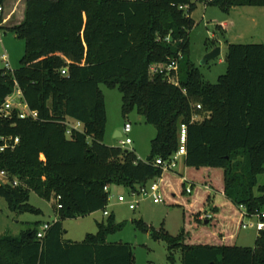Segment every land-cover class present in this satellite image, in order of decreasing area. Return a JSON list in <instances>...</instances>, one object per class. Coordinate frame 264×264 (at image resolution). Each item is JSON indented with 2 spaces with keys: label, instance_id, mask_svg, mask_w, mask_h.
<instances>
[{
  "label": "trees",
  "instance_id": "16d2710c",
  "mask_svg": "<svg viewBox=\"0 0 264 264\" xmlns=\"http://www.w3.org/2000/svg\"><path fill=\"white\" fill-rule=\"evenodd\" d=\"M197 3L223 11L264 6V0H25L22 22L7 28L24 40V54L17 69H0V106L17 88L37 118L21 119L17 110L0 116V137L19 139L0 151V171L8 178L0 197L11 211L38 213L28 202L32 191L54 200L56 219L42 238L38 222L17 237L0 235V264H133L129 245L106 242L124 226L113 214L80 242L63 239L62 221L105 211L110 185L136 191L157 177L165 204L181 207L186 223L205 233L196 243L185 226L163 236L169 251L180 249L181 264H264V230L253 247L237 246L240 207L247 217L264 213V182L258 181L264 174V44H228L225 73L215 84L204 82L188 55ZM173 61L176 70L151 71ZM100 84L118 89L124 116L136 110L154 126L146 159L104 144ZM68 120L79 121L81 130L67 135ZM182 125L185 174L176 179L155 159L167 161L179 150ZM194 172L206 174L197 179L203 190L194 187ZM207 212L210 218L200 220ZM136 226L147 231L142 221Z\"/></svg>",
  "mask_w": 264,
  "mask_h": 264
},
{
  "label": "rangeland",
  "instance_id": "374dc122",
  "mask_svg": "<svg viewBox=\"0 0 264 264\" xmlns=\"http://www.w3.org/2000/svg\"><path fill=\"white\" fill-rule=\"evenodd\" d=\"M11 1L6 0L2 13L6 14L9 11V7H12ZM20 11V7L15 6L14 22L19 19ZM190 17L194 21V26L188 33V55L206 83L215 84L218 77L225 73L224 57L228 44H264V6H237L223 11L217 5L197 3L191 11ZM215 47L220 48V54L203 63L204 55ZM3 54L7 55L10 69H17L24 54V40L18 38L9 29L0 28V69L5 68V63L2 60ZM99 89L104 98L106 110L104 144L121 147L119 140L129 138L131 144L125 145L122 149L134 152L139 159H146L150 152V141L156 134L154 126L147 124L143 115L136 110L125 116L122 114L121 93L116 87L111 88L100 84ZM126 122L131 125L129 132L123 130ZM116 131L123 133V136L114 137ZM184 168V158L179 156L176 167L165 173L176 179H184ZM192 174L196 177L194 187L203 190L204 186L197 179L206 174L202 172ZM217 174L218 171L211 172L215 182L218 181ZM4 181V179H0V184ZM258 181L259 183L264 182V174L258 177ZM190 184L187 182L186 187ZM108 189L109 198L106 211L108 214H113L116 223L123 222L124 226L121 230L109 234L106 237V242L129 245L134 256L133 264H181L180 249L173 248L169 251L168 242L163 236H176L182 226L190 230V243H196V240L205 235L201 227L193 229L186 223L183 209L179 206H169L165 204L164 200L154 204L144 195H132L121 185H110ZM28 195L29 204L38 210V213L11 211L5 199L0 197V235L17 237L21 231L27 228L28 224L38 222L41 227L55 217L54 200L42 199L32 191ZM119 196H123L124 201H119ZM184 196L189 197L190 195L185 194ZM130 201L135 202L134 209L128 207ZM206 214L210 218V213ZM106 219L107 215H104L102 210L84 217L64 219L62 221L65 231L63 239L80 242L87 234H95L97 223L105 222ZM199 219L205 218L202 215ZM254 220V217L243 216L242 218L243 223ZM140 221L146 226L147 231L141 226H136V222ZM207 228L212 232V227L207 226ZM256 237L255 228H240L237 235V246L253 247ZM170 255H172V260L168 258Z\"/></svg>",
  "mask_w": 264,
  "mask_h": 264
},
{
  "label": "built area",
  "instance_id": "2783aa9c",
  "mask_svg": "<svg viewBox=\"0 0 264 264\" xmlns=\"http://www.w3.org/2000/svg\"><path fill=\"white\" fill-rule=\"evenodd\" d=\"M2 12V7L0 6V15ZM2 60L5 63V68L6 69H10L9 66V62H8V58L6 54L2 55ZM176 61L171 62V64H169L168 66H164V65H160V64H155L151 66V71L152 72H156L157 70L161 71V70H166V71H170V70H176ZM66 73V68L61 69V74H65ZM169 80L173 83H177V80L175 77H170ZM197 108H199V106H197ZM14 110H17V117L21 118V119H25V118H31L33 120H35L37 118V113L35 111H31L29 110V108L27 107V105L23 102V100L21 99V93L20 91L15 88L13 93L11 95H9L5 102L0 106V116L2 118H11L12 117V113ZM66 134L70 135L71 132L73 130H81L82 128V124L79 121H74V120H68L66 122ZM131 129V125L130 123L126 122L124 124V132H129ZM122 137L123 133H120ZM180 147L179 150L167 161L161 160L160 158L155 159V164L160 166L162 171H169L172 170L176 167L177 165V158L179 156H183L185 154V147H184V142H185V126L182 125L181 129H180ZM0 141L2 142V145L0 146V151L4 150L5 148H14V146L18 143L19 139L18 137H4L1 136L0 137ZM120 146L124 147L125 145L131 144V140L129 138H125V139H120L119 140ZM0 179H4L5 181L2 182L3 184L8 182V178L6 176V174L3 171H0ZM17 184L16 181H13V186H15ZM105 190H107V188L105 187ZM132 195L134 194H141L144 195L146 197H148L154 204H158L161 203L163 201L161 192H160V177L155 178L151 181H149L147 184L142 185V186H138L136 191H129ZM186 192L189 193L190 192V186L186 187ZM109 198V197H108ZM57 199H59V197H57ZM119 201H124L123 196H119L118 197ZM60 207V205H58V208ZM128 207L130 209H134L135 208V202L134 201H130L128 203ZM240 210L242 211V214L244 216V209L243 207H240ZM104 215H109L108 212L105 210L103 211ZM203 217L205 219H207L209 217V215H203ZM254 217L255 220L249 223H241V228L243 229H247V228H255V230L257 231V233L261 230H264V213L261 214H254L252 216H250V218ZM50 223L46 222L44 223L41 227H39L38 231H37V238H42L44 236L45 231L49 228Z\"/></svg>",
  "mask_w": 264,
  "mask_h": 264
},
{
  "label": "crops",
  "instance_id": "0c3cea01",
  "mask_svg": "<svg viewBox=\"0 0 264 264\" xmlns=\"http://www.w3.org/2000/svg\"><path fill=\"white\" fill-rule=\"evenodd\" d=\"M5 2H6V0H5ZM10 4L12 5V7H9V11L6 14L1 12L2 21L0 23V28L7 29V28H10L12 26L18 25L22 22V20L24 18L25 0H12ZM3 6H4V4H3ZM3 6H2V11H3ZM15 6H18L21 9L19 19L16 22H14L15 18H13V15L15 13L14 12ZM116 132H118V131H116ZM183 158H184V156H183ZM184 174H185V168H184ZM160 183H161V178H160ZM53 218L56 219V217H53ZM205 222H207V221H205Z\"/></svg>",
  "mask_w": 264,
  "mask_h": 264
},
{
  "label": "water",
  "instance_id": "95a60500",
  "mask_svg": "<svg viewBox=\"0 0 264 264\" xmlns=\"http://www.w3.org/2000/svg\"><path fill=\"white\" fill-rule=\"evenodd\" d=\"M219 54H220V48H219V47H215V48H213L212 50H210L209 52H207V53L204 55L202 62L205 63V62H207V61H209V60H211V59H214V58H216ZM120 136H121L120 132H116V133L114 134V137H120ZM51 220H52V219H51Z\"/></svg>",
  "mask_w": 264,
  "mask_h": 264
}]
</instances>
